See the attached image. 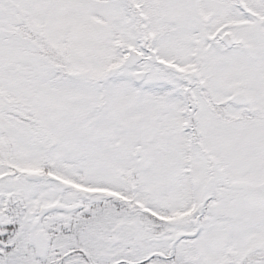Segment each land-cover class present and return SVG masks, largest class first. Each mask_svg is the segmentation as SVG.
Returning a JSON list of instances; mask_svg holds the SVG:
<instances>
[{
  "label": "snow or ice",
  "instance_id": "6c2138e0",
  "mask_svg": "<svg viewBox=\"0 0 264 264\" xmlns=\"http://www.w3.org/2000/svg\"><path fill=\"white\" fill-rule=\"evenodd\" d=\"M0 264H264V0H0Z\"/></svg>",
  "mask_w": 264,
  "mask_h": 264
}]
</instances>
